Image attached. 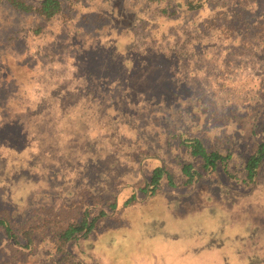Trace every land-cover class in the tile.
Segmentation results:
<instances>
[{
  "label": "rangeland",
  "instance_id": "rangeland-1",
  "mask_svg": "<svg viewBox=\"0 0 264 264\" xmlns=\"http://www.w3.org/2000/svg\"><path fill=\"white\" fill-rule=\"evenodd\" d=\"M180 1L61 0L62 12L50 20L0 5V120L14 124L0 131V217L19 234L18 244L26 241L24 232L32 235L23 249L0 225V264H264V167L254 186L218 167L189 185L162 180L152 194L140 191L158 163L147 153L178 179L177 163L185 156L169 150L167 128L193 132L219 150L233 148L232 168L242 166L252 144L240 135L237 107L260 101L264 75L257 74L264 70L250 63L253 58L230 54L214 29L231 9L264 19V0H204L194 11L177 6ZM201 18L204 26L211 23L210 34L195 28ZM121 28L134 39L133 52L143 42L185 41L188 52L198 44L190 54L171 56L169 71L155 70L152 80L165 79L159 90L152 84L140 91L131 83L119 87L113 74H91L85 61L106 59ZM259 30L264 21L254 32L264 41ZM96 45L103 47L95 51ZM133 52L127 63L141 71L149 57ZM226 74L234 82L243 78L229 85ZM78 89L83 98H63ZM93 89L88 100L84 93ZM126 104L142 107L140 115L125 117ZM107 108L110 117L103 116ZM116 191L117 210L88 238L68 244L71 261L57 260L54 231L78 217V203H102ZM132 193L134 200L125 203Z\"/></svg>",
  "mask_w": 264,
  "mask_h": 264
},
{
  "label": "trees",
  "instance_id": "trees-1",
  "mask_svg": "<svg viewBox=\"0 0 264 264\" xmlns=\"http://www.w3.org/2000/svg\"><path fill=\"white\" fill-rule=\"evenodd\" d=\"M146 1L151 5H157L164 0ZM203 3L204 0H182L178 5H176L179 7H186V10L188 11H194L203 7ZM2 4L8 5L19 13L36 14L44 20H50L62 12L61 0H35V3L25 0H0V5ZM163 11L165 10L162 9V12ZM162 12L158 14L159 17L164 16ZM262 18L263 17L254 20L243 18V13H240L239 9L237 11H233L231 9L227 16L221 15V18L215 27L217 29H214L217 30L214 35L217 42L221 43L222 41L223 43H226L225 46L227 50L231 52L230 54H237L239 52L241 61L248 62V60L253 58V62L250 63L258 70H264V41L259 35L254 34V32L257 29V24L264 21ZM144 20L149 24V18ZM222 20H224V22ZM204 24H206V22H204V18H201L196 23L195 28L202 34H204V32L210 34L212 29L211 23H209L208 27L204 26ZM243 24L248 25L241 28V25ZM122 28L116 33V36L118 35L121 37L116 41L118 49L116 48L112 50L106 59L95 55L91 60L85 61L86 67L88 66V68H91V66H93L94 68L92 69L93 71H90L91 74H94L95 70L98 72L104 71L105 73L113 74L112 77L115 80L112 82H117L116 86L119 87L127 86L131 83L134 86L140 85L137 87L140 91L142 88L145 87L146 89L149 84H152V89L159 90V88L162 87L159 84L164 83L165 79L163 77L161 81H159L158 78L152 80L151 78L153 77L152 75L155 73V70H159L160 68V70L168 69L169 71L172 68L171 56H180L182 54L181 52L190 54L195 51V44H198V42L192 43L194 48L188 52L189 45L185 41L181 43L176 41L166 42V44L159 43L160 46L154 43L145 44L143 42L141 43L143 45V49L138 48L136 52H133L136 49L132 46L134 39H131L130 35L126 31H121ZM238 30H242L241 33H238ZM259 33L260 35H264V31L262 30H259ZM134 35L136 34L134 33ZM135 39H137V37H135ZM178 45L181 51L177 48ZM102 47L103 46L98 47V45H96L94 46V49H96L95 51H99ZM121 49H123L124 52H120ZM132 52L133 54L138 53L141 57H149L145 60V63L147 64H145V67L141 71H135L132 64L128 65L127 63L129 60L133 62L132 58L128 57L131 56ZM125 56H127V59ZM157 59H161L163 63L154 64L153 62ZM255 60H260L262 63L260 65L255 64ZM164 61L166 62L164 63ZM260 74L264 75L263 72L257 75L259 76ZM260 77L262 78L260 81L262 92L257 95L256 101L260 100L258 103L250 105L247 108H238L236 104L232 103L237 107V114H239L240 119L238 123L240 128H242L240 135L242 136V139L247 138L248 141L252 143L249 151L242 155L243 162L240 168H232L229 166L233 155V148L225 147L224 151L223 149L219 150L205 144L201 136L193 132L181 131L177 128H167L164 133L169 150H173L175 148L179 151V154L185 156L177 163L179 169L178 179L175 177L172 170H170V168L162 162L163 160L155 156L156 154L147 153L146 155H149L148 157L157 158L158 163L151 169L150 177L148 181H145L144 187H140V191L144 194H147L148 192H151L152 194L159 187L162 180H165V182L170 186H176L178 183L179 185H189L216 172L218 167H221L222 172L230 179L240 180V182L245 185L254 186L255 184H258L260 181L259 175L264 167V76ZM242 78H236L235 82L238 83L239 79L242 81ZM257 79H259V77H257ZM224 81L229 85L237 84L227 74L225 75ZM165 90L166 92L169 91H167V89ZM82 93L81 89H78L74 92L66 90V93L62 94L65 100L72 98L76 101L78 97L83 98ZM95 94V89L88 90L84 93V97L90 98L91 95ZM171 95L172 94H170V96ZM52 96L54 97L53 102L56 103L55 94ZM91 99H93V97L88 100ZM44 101L46 102L47 100ZM126 106L128 110L124 111V113H126L125 117L140 115L137 113H140L139 110H142V107L131 110L129 108V104H126ZM108 110L109 109L107 108V111L103 113V116H111V111ZM113 110L117 111L116 109ZM92 116L94 115L89 114L87 117H84V120H89ZM72 117L73 115L69 118ZM37 120L38 119L35 121ZM11 125H14L13 120L10 122L0 120V131L2 126L6 127L7 130H10L7 127H10ZM134 197L135 193H132L131 196L125 200V203L133 201ZM118 201L119 193L116 191L112 199H108L102 203H93V201L83 202L81 204L78 203V217L63 221V226L58 227L52 236L54 238L53 244L55 251L60 253L57 260L69 259L71 261L72 254L67 249L68 244L73 241L88 238L90 233L99 227L101 221L108 216L110 212L113 213L117 210L119 206ZM72 210L78 212L76 209L72 208ZM0 225L2 226L4 234L8 240H12V243L20 248H28L32 235L28 232H24V236L22 235V238L26 241L18 244L19 234L10 227L9 222L3 217H0Z\"/></svg>",
  "mask_w": 264,
  "mask_h": 264
}]
</instances>
